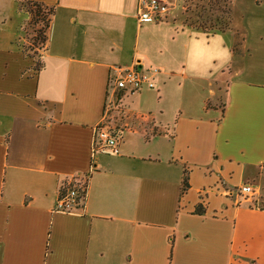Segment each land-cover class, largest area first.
Segmentation results:
<instances>
[{
  "label": "crops",
  "instance_id": "1",
  "mask_svg": "<svg viewBox=\"0 0 264 264\" xmlns=\"http://www.w3.org/2000/svg\"><path fill=\"white\" fill-rule=\"evenodd\" d=\"M224 1L228 28L208 31L171 8L142 22L139 0H0V264H264V72L241 67V0ZM27 3L53 10L35 52ZM217 36L231 59L187 72ZM132 65L154 86L116 91ZM69 184L82 204L58 211Z\"/></svg>",
  "mask_w": 264,
  "mask_h": 264
},
{
  "label": "rangeland",
  "instance_id": "2",
  "mask_svg": "<svg viewBox=\"0 0 264 264\" xmlns=\"http://www.w3.org/2000/svg\"><path fill=\"white\" fill-rule=\"evenodd\" d=\"M171 11H175L185 16L187 22L193 25L205 27L208 31L212 28H227L231 20V10L228 4L221 0H164ZM252 0H241L237 11H234L233 29L236 30L240 38V48L249 47L251 57L242 58L241 67L254 68V74L264 72V4L260 6H250ZM25 9L29 11L24 29H27L21 45L25 50L37 51L38 47H43L46 41V30L49 24L50 12L47 8L36 7L32 3H27ZM24 8V7H20ZM221 23V25L218 24ZM254 188V187H253Z\"/></svg>",
  "mask_w": 264,
  "mask_h": 264
},
{
  "label": "built area",
  "instance_id": "3",
  "mask_svg": "<svg viewBox=\"0 0 264 264\" xmlns=\"http://www.w3.org/2000/svg\"><path fill=\"white\" fill-rule=\"evenodd\" d=\"M169 12V6L164 0H139L138 17L142 22H154L164 17ZM159 72L158 68L142 71L136 65L130 67L118 66L113 71L110 78V85L116 91L131 90L137 91L143 86L153 87L152 76ZM97 137L100 145L106 148L117 146V136L114 131L106 125H101L97 129ZM255 193V189L250 184H245L239 188L238 194L247 199ZM83 201V195L76 185L69 184L62 191L56 204L58 211H72L80 207Z\"/></svg>",
  "mask_w": 264,
  "mask_h": 264
},
{
  "label": "clouds",
  "instance_id": "4",
  "mask_svg": "<svg viewBox=\"0 0 264 264\" xmlns=\"http://www.w3.org/2000/svg\"><path fill=\"white\" fill-rule=\"evenodd\" d=\"M203 34L194 33L192 43L198 47V38ZM213 43L216 45L217 52L207 60H202L198 52H194L193 57L190 60L185 61V70L194 75H198L199 78H207L210 75L209 69L216 71L219 67L223 66L231 59V53L226 47H222L223 39L220 36L213 38ZM217 61L216 64H212L211 61Z\"/></svg>",
  "mask_w": 264,
  "mask_h": 264
},
{
  "label": "trees",
  "instance_id": "5",
  "mask_svg": "<svg viewBox=\"0 0 264 264\" xmlns=\"http://www.w3.org/2000/svg\"><path fill=\"white\" fill-rule=\"evenodd\" d=\"M32 4L36 5V7H39V8L41 7V4H39V3H32ZM49 12H50V16H51L53 14V10H49ZM218 24L221 25V23H219V22H218ZM218 28L223 30L222 27H218ZM227 28H224V29H227ZM184 186H187V177L186 176L184 177ZM79 190H80V193H81V191H82L81 188H79Z\"/></svg>",
  "mask_w": 264,
  "mask_h": 264
}]
</instances>
